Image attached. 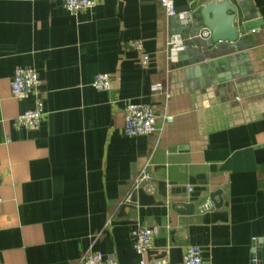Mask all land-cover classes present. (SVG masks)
Masks as SVG:
<instances>
[{
  "label": "crops",
  "instance_id": "0c3cea01",
  "mask_svg": "<svg viewBox=\"0 0 264 264\" xmlns=\"http://www.w3.org/2000/svg\"><path fill=\"white\" fill-rule=\"evenodd\" d=\"M211 1L173 0L166 18L157 0H94L76 12L60 0H0V262L80 264L97 249L130 264L131 228L156 225L146 259L177 264L196 244L205 264H264V0H228L237 39L208 68L192 36ZM171 33L186 47L169 57ZM17 65L40 79L34 129L13 124L32 103L10 94ZM101 71L110 86L98 90ZM127 100L151 105L155 130L123 132ZM143 166L149 178L136 182Z\"/></svg>",
  "mask_w": 264,
  "mask_h": 264
},
{
  "label": "built area",
  "instance_id": "2783aa9c",
  "mask_svg": "<svg viewBox=\"0 0 264 264\" xmlns=\"http://www.w3.org/2000/svg\"><path fill=\"white\" fill-rule=\"evenodd\" d=\"M161 6L166 18L175 14L173 0H157ZM61 6L69 11L76 12L79 10L91 7L94 0H60ZM256 30V28H251ZM209 35V31L205 26L200 27L193 37L204 38ZM168 55L171 57L174 53L185 49L186 44L182 37L177 33H171L165 41ZM133 47L139 52V62L141 65H146L148 54L143 51L139 41L132 42ZM10 94L15 98L31 97V105L22 111L18 112L13 117V124L22 126L26 129H34L38 126L42 113V91L39 87L40 79L36 70L32 66L17 65L12 69L9 77ZM91 86L98 90L107 89L110 86V74L107 71L97 72L91 79ZM154 87L161 88V83H154ZM157 114L154 113L151 105L142 101H124L122 106V130L126 135H140L152 132L156 129ZM160 117L163 122H170L172 115L162 112ZM149 174L143 166L135 181L148 180ZM210 200H206L198 205V209H206L211 207ZM158 228L156 225L143 226L136 225L130 230L131 245L139 258L130 264H169L166 257H156L146 259L142 256L143 252L151 246L153 237L157 234ZM252 260H255L252 257ZM80 264H120L110 255H104L100 250L87 249L83 252L79 259ZM0 264H4L0 262ZM177 264H205L201 259L200 248L196 244H187L181 254V259Z\"/></svg>",
  "mask_w": 264,
  "mask_h": 264
},
{
  "label": "water",
  "instance_id": "95a60500",
  "mask_svg": "<svg viewBox=\"0 0 264 264\" xmlns=\"http://www.w3.org/2000/svg\"><path fill=\"white\" fill-rule=\"evenodd\" d=\"M198 12L202 17L203 26L209 31V37H207L211 43L209 42L207 46H204L201 38L193 36L192 37L195 40L192 42H195L196 45H198L197 60H203V66L210 68L218 62L224 61V57L220 54V46L232 45L235 43L237 39L236 23L238 21V12L236 7L228 0L211 1L202 6ZM255 22L256 21L254 20L245 19V21L242 22V25L243 27L248 28L253 26ZM224 66L226 67L227 64H224ZM227 77H229L228 74ZM217 192V190L213 191L210 193V196L212 197L213 194ZM179 205L181 207H187L191 206V203L180 202Z\"/></svg>",
  "mask_w": 264,
  "mask_h": 264
}]
</instances>
